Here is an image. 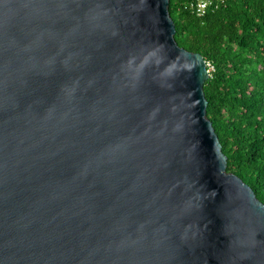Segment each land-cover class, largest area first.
<instances>
[{"label": "water", "instance_id": "95a60500", "mask_svg": "<svg viewBox=\"0 0 264 264\" xmlns=\"http://www.w3.org/2000/svg\"><path fill=\"white\" fill-rule=\"evenodd\" d=\"M174 34L169 0H0V264H264Z\"/></svg>", "mask_w": 264, "mask_h": 264}, {"label": "trees", "instance_id": "16d2710c", "mask_svg": "<svg viewBox=\"0 0 264 264\" xmlns=\"http://www.w3.org/2000/svg\"><path fill=\"white\" fill-rule=\"evenodd\" d=\"M169 14L177 44L213 66L203 84L206 115L226 171L264 204V0H225L202 16L169 0Z\"/></svg>", "mask_w": 264, "mask_h": 264}, {"label": "built area", "instance_id": "2783aa9c", "mask_svg": "<svg viewBox=\"0 0 264 264\" xmlns=\"http://www.w3.org/2000/svg\"><path fill=\"white\" fill-rule=\"evenodd\" d=\"M224 2L225 0H184V8L189 9L197 16H202L208 9L217 8ZM207 68L209 72V69H213V66L207 63Z\"/></svg>", "mask_w": 264, "mask_h": 264}]
</instances>
